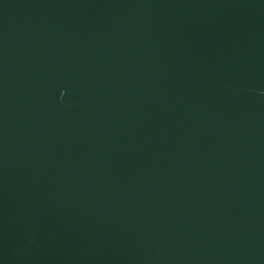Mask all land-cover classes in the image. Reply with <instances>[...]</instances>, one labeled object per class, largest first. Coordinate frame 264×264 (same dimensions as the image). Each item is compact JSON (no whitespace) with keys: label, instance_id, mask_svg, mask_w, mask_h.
<instances>
[{"label":"water","instance_id":"obj_1","mask_svg":"<svg viewBox=\"0 0 264 264\" xmlns=\"http://www.w3.org/2000/svg\"><path fill=\"white\" fill-rule=\"evenodd\" d=\"M0 264H264V0H0Z\"/></svg>","mask_w":264,"mask_h":264}]
</instances>
